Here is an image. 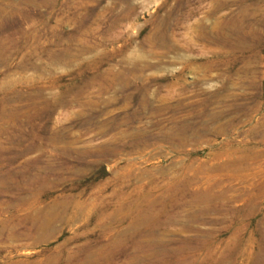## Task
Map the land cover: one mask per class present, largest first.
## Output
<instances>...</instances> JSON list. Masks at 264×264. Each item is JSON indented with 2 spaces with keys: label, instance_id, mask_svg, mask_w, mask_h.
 Returning <instances> with one entry per match:
<instances>
[{
  "label": "rangeland",
  "instance_id": "1",
  "mask_svg": "<svg viewBox=\"0 0 264 264\" xmlns=\"http://www.w3.org/2000/svg\"><path fill=\"white\" fill-rule=\"evenodd\" d=\"M0 264H264V0H0Z\"/></svg>",
  "mask_w": 264,
  "mask_h": 264
}]
</instances>
